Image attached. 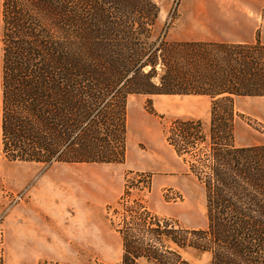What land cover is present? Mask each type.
<instances>
[{
    "label": "trees",
    "instance_id": "obj_1",
    "mask_svg": "<svg viewBox=\"0 0 264 264\" xmlns=\"http://www.w3.org/2000/svg\"><path fill=\"white\" fill-rule=\"evenodd\" d=\"M160 11L157 0H3V152L123 162L129 95L209 96V135L202 120L177 118L167 136L184 157L209 146L208 170L191 167L206 185L208 229L131 211L117 229L121 264H195L178 248L209 251L212 264H264V145L233 142L236 98L264 96V43L169 41L155 33Z\"/></svg>",
    "mask_w": 264,
    "mask_h": 264
},
{
    "label": "rangeland",
    "instance_id": "obj_2",
    "mask_svg": "<svg viewBox=\"0 0 264 264\" xmlns=\"http://www.w3.org/2000/svg\"><path fill=\"white\" fill-rule=\"evenodd\" d=\"M157 1L161 7L155 25L157 36L169 41L197 36L194 21L181 22L183 0ZM2 4L0 0V264H15L9 249L6 250L7 216L13 212L18 222L20 213L34 203L31 200L34 194L45 189L53 193L66 192L69 199L58 212L59 231L65 230L68 236L69 258L58 264H121L124 249L121 233L116 230L123 226L125 214L130 215L131 211L147 209L170 220L178 229H208L206 185L191 167L195 163L200 164L198 171L208 170L205 164L209 146L199 144L193 155L179 157L167 140L175 119L197 113L203 115L206 133L210 134V115L202 114L191 97L129 95L127 156L122 164H46L6 157L2 143ZM237 109L234 144L239 147L264 145V96L240 98ZM229 130L223 131L226 142L231 141ZM127 189L130 195L124 200ZM80 226L85 228L84 244L78 239ZM178 250L195 264H212L213 254L209 251ZM141 261L146 262V259Z\"/></svg>",
    "mask_w": 264,
    "mask_h": 264
},
{
    "label": "crops",
    "instance_id": "obj_3",
    "mask_svg": "<svg viewBox=\"0 0 264 264\" xmlns=\"http://www.w3.org/2000/svg\"><path fill=\"white\" fill-rule=\"evenodd\" d=\"M181 22L194 21L197 36L183 40L216 41L231 43H264V0H183L180 6ZM181 96V95H179ZM191 97L198 109L211 119L212 100L205 95H184ZM235 100V111L240 98ZM203 119V115L182 117ZM237 124H235L236 126ZM170 144V143H169ZM171 145V144H170ZM172 146V145H171ZM174 151L179 157H182ZM127 152V151H126ZM127 156V153H126ZM124 162V161H123ZM123 162H68L122 164ZM34 201L17 216L11 212L6 219V250L15 264H58L69 258L67 232L59 231V211L68 204L66 192H45L34 194ZM65 219V218H64ZM78 239L84 244L85 228H77ZM117 233H119L116 230ZM83 244L80 246H83ZM123 245V239H122ZM12 264V263H11Z\"/></svg>",
    "mask_w": 264,
    "mask_h": 264
}]
</instances>
